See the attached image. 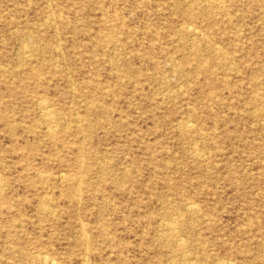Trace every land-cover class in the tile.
Listing matches in <instances>:
<instances>
[{"label": "rangeland", "instance_id": "rangeland-1", "mask_svg": "<svg viewBox=\"0 0 264 264\" xmlns=\"http://www.w3.org/2000/svg\"><path fill=\"white\" fill-rule=\"evenodd\" d=\"M52 262L264 264V0H0V264Z\"/></svg>", "mask_w": 264, "mask_h": 264}, {"label": "bare ground", "instance_id": "bare-ground-1", "mask_svg": "<svg viewBox=\"0 0 264 264\" xmlns=\"http://www.w3.org/2000/svg\"><path fill=\"white\" fill-rule=\"evenodd\" d=\"M184 25V24H183ZM203 34H205L204 32H203ZM218 44V43H217ZM231 65V64H230ZM183 92V91H182ZM40 103H41V101H40ZM39 103V104H40ZM47 115H49V113L47 112ZM52 115V114H51ZM68 124V123H67ZM189 125V124H188ZM193 125V124H192ZM191 126V125H190ZM81 180V179H80ZM4 182V181H3ZM3 186V185H2ZM189 207V206H188ZM190 207H192V206H190ZM193 209V208H192ZM165 225V224H164ZM84 230V229H83ZM84 232V231H83ZM178 244H180V243H178ZM179 246V245H178ZM41 256V255H40ZM50 259V258H49ZM44 260V263L46 262L47 263V261H48V259H47V257H41V261H43ZM89 260V259H88ZM52 261V260H51ZM87 262V261H86ZM50 263V262H49ZM51 264H53V262L51 263Z\"/></svg>", "mask_w": 264, "mask_h": 264}]
</instances>
